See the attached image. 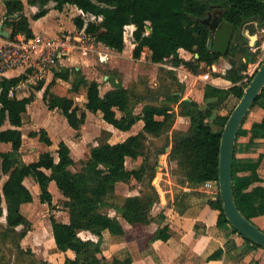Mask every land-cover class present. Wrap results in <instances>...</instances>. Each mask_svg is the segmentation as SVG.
I'll list each match as a JSON object with an SVG mask.
<instances>
[{
	"label": "trees",
	"instance_id": "obj_1",
	"mask_svg": "<svg viewBox=\"0 0 264 264\" xmlns=\"http://www.w3.org/2000/svg\"><path fill=\"white\" fill-rule=\"evenodd\" d=\"M52 0H29V4L41 6L34 19H40L48 12L45 7ZM55 8L62 11L66 5H72L84 14L100 19L98 22L86 21L83 16L73 18L77 29H84L91 34L96 42H100L117 52L126 48L125 31L129 25L135 26L133 39L136 47L134 58H139L147 47L152 52L154 63H171L188 67L193 73L200 72V63L212 66L221 57L227 58L232 64L224 76L235 85L229 89H221L211 84L205 86L204 101L219 102L220 105L232 97L238 101L244 93L246 84L238 85L243 79L242 72L247 69L244 57L250 59L252 53L245 46L248 38L255 39L258 29H264V0H54ZM3 27L9 30V39L17 35L34 38L29 18L25 15V5L22 0H7ZM219 6L223 18L235 25V33L231 47L226 55L213 53L208 49L210 30L202 20L206 19L213 8ZM257 25V26H256ZM147 27L151 31L148 32ZM247 33V35L245 34ZM180 50H185L198 58L186 61L180 57ZM236 56H241L237 61ZM248 59V60H249ZM72 71L60 68L54 72V79L70 81ZM73 72L78 75L79 72ZM23 76L4 78L3 92L0 95V143H10L12 150L0 152V172L7 176L2 185L0 195V264H12L7 249H15L24 253L22 240L33 230V224L28 219L24 209L34 200L31 190L25 185L26 178H32L40 189V201L54 207L53 195L49 190L51 182L65 197L64 206L69 212V222L64 223L50 216L53 237L57 248L62 252L69 250L76 255L75 259L66 258L64 264H132L129 257L125 260L115 258L108 262L102 251V239L105 232L119 236L125 234L122 220L132 226H147L157 219L151 212L160 201L157 188L153 185L155 165L151 164L148 155V141L159 138L172 130L177 116H186L191 120L188 131L174 130L171 138L170 162L177 165L179 174L177 183L180 186L202 189L207 182L218 184L219 152L224 127L229 114H213L209 108H203L197 102L182 100L183 89L168 92L164 101L174 106L150 103L148 98L152 90L138 94L123 87L122 82L110 78L113 89L101 95L100 84L90 83L87 91L86 108L92 113L100 112L106 123L118 130L129 131L138 121L144 122L143 130L137 135L120 143L111 144L108 139L91 149L88 160L83 163L80 171L73 172L74 165L68 146L61 142L57 150L58 160L52 153H43L37 162L24 163L20 159V149L23 144L22 115L32 103L33 95L25 98L10 97L9 90L17 86ZM44 82H41L40 89ZM86 79L81 76L73 82V91L78 92ZM45 100H48L47 94ZM181 94V95H178ZM50 109L58 108L66 118L70 127L79 130L85 122V113L79 116L80 108L72 98L51 95L47 101ZM139 104H144L141 114H136ZM264 109V89L254 106ZM178 107V110L175 109ZM253 106V107H254ZM221 108V107H220ZM219 108V109H220ZM116 110L122 113L117 117ZM243 126L239 136L247 135L255 139H264V119L255 122L250 129ZM6 124L10 127L2 129ZM31 137L51 146L52 141L45 130L31 132ZM164 153V152H162ZM143 158L139 169L128 170V158ZM239 162L233 159V188L239 210L252 221L253 218L264 215V179L258 174L261 163ZM135 179L142 185L139 195L123 198L120 203H114L116 187L119 183H130ZM1 180V175H0ZM4 203L7 210L6 224L1 222L4 215ZM212 209L218 211V224H230L227 220L218 192L215 200L209 201ZM111 208L116 215L111 216L105 208ZM159 221L165 216L159 215ZM231 225V224H230ZM21 228V229H18ZM234 229V228H233ZM89 231L98 237V241L83 239L80 232ZM248 243L262 250L259 260L250 264H264V248L252 242L237 230ZM171 237L169 227L164 225L149 238V242H167ZM223 250L219 249L209 256L208 260L220 259ZM44 264H49L44 262Z\"/></svg>",
	"mask_w": 264,
	"mask_h": 264
},
{
	"label": "crops",
	"instance_id": "obj_2",
	"mask_svg": "<svg viewBox=\"0 0 264 264\" xmlns=\"http://www.w3.org/2000/svg\"><path fill=\"white\" fill-rule=\"evenodd\" d=\"M6 1L7 0H0V44L2 39L5 38L2 35V32H9L8 29L3 27V20L6 13ZM22 1L25 5V15L29 18L31 23L34 38L46 39L76 32L79 29H77L73 24V18L75 16H83L84 18L86 16H91L92 18L94 17L89 14H84L81 10L75 6L73 7L72 5H68L67 7L73 9V14L72 16L67 17L69 14V12H67V7H64L62 11L57 10L55 8L56 2L54 5H52V1H50L45 7V9L48 10L47 14L36 20L34 19V16L40 11L41 6L39 4H29V0ZM50 18H52L50 21L52 26H47L45 23L49 21ZM53 24L56 26L53 27ZM126 28L129 32V38L132 40L130 47L128 49L126 47L123 52L112 50L113 55L111 60L107 63L108 65L106 66L105 72L102 70L104 69L102 66L105 65L99 63L96 52L88 50L84 53L83 51L78 50L71 53L70 55L62 57L57 66V70L60 68H65L72 71L70 81H65L60 78H56L53 81L54 74L51 80H49L50 75H48L46 77L49 80L47 85L42 86L40 89L37 88L38 92L36 94L33 93L34 95L30 94L25 96L29 97L33 95L34 99L32 103L28 105L27 112L22 115L23 126L21 131L23 133V144L20 149V159L24 163L29 164L37 162L40 156L46 152L52 153V151H56L57 153L59 144L61 142L65 143L70 149L71 156L74 160V165L78 160L73 155V147L76 146V149L82 150L84 155L89 154L90 157L91 149L99 145H96L95 143L91 145L92 141H90L89 138V131L91 132L95 128V119H99L101 121L102 127H104V129L109 132V136H107L106 139H108V142L111 144L123 142L127 138L137 135L143 130L144 122L142 120L138 121L131 130L121 131L106 123L103 119L102 113H92L87 110V91L90 83L93 81H97L100 84L101 95H104L109 90L113 89L110 78H115L116 82L121 81L123 87L129 89V83L137 80L139 75H149L152 79L151 82L155 87H157L160 84L158 80V70L160 67H167L169 71L177 73L176 76L179 78V81L183 83L182 86H184V88L186 86L187 90L190 92L195 90V94H193L195 96L185 99L182 98V100H188V102L195 101L204 109L209 108L213 114H221L219 110H221L224 105H220L219 102L215 101L205 102L204 92L205 86L207 84H211L221 89H229L235 85L232 81L224 77L228 70L232 68V64L227 58L221 57L212 66H207L205 63H200V72L197 74L193 73L188 67L174 66L170 60L166 61L165 63H154L152 61V52L147 47L144 48L139 58H134L133 54L136 44L134 43L133 32L135 30V26L129 25ZM180 57L186 61H193L194 58H198L196 55L193 56L185 50H180ZM248 59L249 58L247 57L243 58V61L248 65L247 69L242 72L243 79L238 83V85L245 84L246 79L253 70V66L257 65V63L254 61L253 55L250 56L249 60ZM167 62L170 64L166 65ZM193 62L196 64L195 61ZM73 70H75L77 73L79 72V74L76 75ZM17 74V72H9L7 75L9 78L20 77ZM81 76L86 79V83L80 86L78 92H74L73 82L75 80L77 81ZM100 78H103L105 81L104 86L101 85ZM199 80L203 82V88L200 90L195 89V86H197V81ZM46 92H49L47 94L48 100L50 99L51 95L72 98L76 105L80 108L79 116L85 113V122L79 130H75L69 126L72 129L70 131L69 137L71 138V136H75L74 140L71 139L72 143H70L69 140H67V142L65 140H58V146H56L55 140H53L51 137V129H49L51 127H41V125L36 124V120L32 115V108L36 105L35 102L37 101L40 103V107L47 109L46 111L52 121L56 120L64 124V119L66 120L60 109H50L48 107V100H45ZM40 95H42V98ZM164 99L165 98L163 97L162 100H159L160 102H167L164 101ZM79 101L81 102L79 103ZM175 109L178 110V107H175ZM141 112L136 111V114H141ZM116 113L117 117H121L122 113L120 111L116 110ZM24 116H28L27 121L24 119ZM263 119L264 109L256 105L250 110L248 116L246 117L244 128L250 129L253 123L261 122ZM27 122H29L28 127H30L28 134L25 133ZM181 123H184V126H179ZM9 127L10 126L6 124L2 129ZM190 127L191 120L189 117L177 116L171 131L174 129L183 131L182 129H184V132H186L190 129ZM41 130H45L48 133V136L52 141L51 146L41 142L39 137L30 136L31 132H39ZM25 137L28 138L31 143H29L28 146L25 145ZM113 138H120V140L114 141ZM171 138L172 136H170V140ZM166 148L167 152L170 153L171 147ZM11 150L12 146L10 143H0V152H9ZM24 152H28L29 155L37 154V156H31L29 157V160V158L23 154ZM76 152L79 153V151ZM234 155L239 162H253L262 158L258 169V174L262 179H264V139H255L247 135L239 136L236 142ZM129 162L131 163V167H128ZM141 165V157L138 159L128 158L126 160V168L128 170L139 169ZM0 175V184L2 190V185L7 180V176L3 175L1 172ZM24 183L31 190L34 197V200L29 207H33L35 209L44 208L46 211L49 205L40 201V189L35 180L32 178H26ZM124 184L128 185L129 183ZM178 187L179 190L173 194V192L167 189H162L160 186V201L154 206L151 212V214L156 217V222H153L147 226L136 227L122 220L125 228L124 235L114 236L110 235L108 232L104 233L101 247L103 255L106 257L108 262L111 263L115 258L125 260L130 257L132 259V264H250L252 261L259 260L262 257V250L257 249L252 244L248 243L240 234L234 231L232 225L218 224L220 213L212 209V207L209 205V201L215 200L217 198V190H209L205 186L198 190H193L192 188L183 187L180 185H178ZM56 188V183L54 181L51 182L49 190L51 191L52 195L54 193V189ZM140 188L141 186H139L138 189L128 188L127 193L124 194V198L139 195L141 191ZM33 190L36 192L37 196H35ZM135 190L136 192H134ZM3 206L4 215L2 219H4L5 222H3L2 219L1 221L3 224H6L7 210L6 206ZM113 213H115V211ZM34 214L35 212L30 213L29 215L27 214V216L30 222L33 224V228H37L38 221L35 220L36 217ZM161 214L165 216V219L160 222L159 215ZM114 215H116V213ZM55 217L58 220V216ZM252 221L264 231V215L255 217L252 219ZM60 222L68 223L69 214L63 221ZM35 224L37 225L35 226ZM164 225L169 227V232L171 234L170 239L167 242L160 240L149 242V238L158 230L159 227ZM47 228L49 229L48 231H50V239L53 243V248L50 249V252L54 253V255H56L58 258L55 262H53V260H50V262H53L52 264H64L66 258L75 259L76 255L73 251L69 250L67 252H62L57 248L51 225L47 226ZM31 234H33V231H30L23 239L22 246L29 243L28 241ZM80 236L83 239H92L94 241H98V237L94 236L89 231L80 232ZM31 246L36 251L34 246ZM219 249L223 250L222 257L217 260H208L209 256L214 254Z\"/></svg>",
	"mask_w": 264,
	"mask_h": 264
},
{
	"label": "rangeland",
	"instance_id": "obj_3",
	"mask_svg": "<svg viewBox=\"0 0 264 264\" xmlns=\"http://www.w3.org/2000/svg\"><path fill=\"white\" fill-rule=\"evenodd\" d=\"M52 5L55 4V1L52 0ZM68 5H66L65 7H67ZM74 7V6H73ZM73 9H71L70 7H67V12H69L67 17L72 16L73 14ZM76 17V16H75ZM86 21H94V22H98L99 20L96 19L95 17H85ZM52 20V18L49 19V21H47L45 24L51 25L50 21ZM56 25L53 24V27H55ZM257 26V25H256ZM246 34V32H245ZM255 35V39L254 38H248V40H246L245 42V46L249 47V52L252 53V55L254 56V61L258 64V66L261 64V60H264V29H258ZM125 39H126V47L127 49L130 47V44L132 42V40L129 38V32L128 29L126 28L125 31ZM128 39V40H127ZM241 58V56H236L237 61H239ZM170 63L167 62L166 65H169ZM108 64H106L105 66H102L104 69H102L104 72L106 70V66ZM57 70V67L53 70V73L50 75V79L53 77L54 72ZM12 73L14 71H11ZM10 72V73H11ZM103 72V73H104ZM175 74V75H174ZM177 73H173L172 71H169L167 69V67H160V69L158 70V80L160 82L159 86L155 87L153 85V83L151 82V78L149 75H139L137 80H134L132 82L129 83V89L138 93V94H145V92L152 90L154 93L157 94H152L151 93V97L148 98L150 103H158L159 99H163V97L165 96V94L168 92V89H171L172 91H175L177 89H179L180 86H182L183 83H181L179 81V78L176 76ZM24 77V76H23ZM118 77V76H117ZM25 79V77L23 78ZM120 79V78H119ZM47 78H43L40 81H31L28 82L26 84V86H24L21 89V94L20 97H25L26 95H30L33 93H37V87L40 86L41 82L43 83V86L47 85L48 81ZM100 83L102 86H104L105 81L103 80V78H100ZM203 82L202 81H197V86H195V89H202ZM185 85V83H184ZM183 89V93H182V98H190L193 97L195 95V90L193 92H190L189 90H187V87L182 86ZM34 95V94H33ZM181 95V94H180ZM42 95H40L41 97ZM81 97V96H80ZM42 98V97H41ZM81 99V98H79ZM81 101H79L80 103ZM238 103V100L234 97H232L231 99H229L225 105L223 106V108L221 110H219L221 112L222 115H227L229 114V112L234 108V106ZM35 106L32 108V115L34 117V119L36 120V124L41 125V127H47L50 126L51 128V137L53 138V140H55V145L58 146L57 141L58 140H65L67 142V140L71 142V139L74 140V137L71 136V138L69 137L70 135V131L72 130L69 125L67 124V121L64 119V124H62L59 121L53 120L49 117L48 113H47V109H44L42 107H40V103L37 101L35 102ZM43 105V104H41ZM144 104L142 105H138L137 106V112H141L142 111V107ZM171 106V105H170ZM176 107V106H175ZM24 119L27 121L28 120V116H24ZM29 122H27L26 124V129H25V133L28 134L29 132V128L28 127ZM94 130L93 131H89L90 133V141L91 145L92 144H100L102 141H104L107 136H109V132H107L104 127H102L101 121L99 119H95L94 121ZM179 126H184V123H181ZM248 126V124H247ZM174 130H179V129H174ZM173 130V131H174ZM183 131H185L184 129H182ZM173 131H169L168 133L164 134L163 136L159 137V138H150L148 141V155L150 158V162L151 164L155 165V177L153 179V185L157 188L158 193L160 194V186L162 187V189H167L171 192L176 193L177 190H179L178 187V183H177V179L179 178V174L176 173V168L177 165L175 162H170L168 160V152H167V148L166 147H171V145L168 146V144L171 142L170 140V136H172ZM114 141H118L120 140V138H113ZM25 145L28 146L30 141L28 138L25 137L24 139ZM31 144V143H30ZM28 149V148H27ZM76 151H79V153H77ZM73 155L75 156V158H77V163L73 166L70 167V169L73 172H77L80 171L81 168L83 167V163L88 160L89 154L88 155H84V152L82 150H78L76 149V146L73 147ZM164 152V153H162ZM52 153L54 154V157L56 160H58V154L56 153V151H52ZM23 154H25L27 156V158L31 157V156H37V154L34 155H29L28 152H24ZM30 160V158H29ZM142 163H143V158H142ZM135 166V165H133ZM128 167H131V163H128ZM142 185L140 183H138L135 179H132L130 181V183L124 184V183H120L117 185L116 187V191H115V195L113 197V202L114 203H120L122 201V199L124 198V194L127 193L128 188L131 189H138V187ZM140 188V189H141ZM1 184H0V195H1ZM136 192V190L134 191ZM219 192V191H217ZM33 193L35 194V196H37L36 192ZM163 194V193H162ZM65 198L63 197L61 191H59L57 188L54 189V193H53V204L54 207H49L48 209H46V211L44 210V208H33V207H29L27 206L24 211L25 213H27L28 215L30 213H34V216L36 217L35 220L38 221V227H34L33 228V234H31L30 238H29V243L27 245L22 246V242H21V246L22 248L25 250L24 253L19 252L15 249H7L8 251V255L9 258H11V262L12 264H44V262H48L49 264H52L53 262H55L58 258L56 255H54V253L50 252V249L53 248V243L50 239V231H48L49 229L47 228V226L51 225L50 223V216H58V220L59 221H63L66 216H68L69 212L68 210L65 208L64 206V202H65ZM5 205V203H4ZM105 212H108L109 214H111L112 216L115 214L113 213L114 211L111 208H105L104 209ZM34 220V221H35ZM3 222H5L4 219H2ZM1 221V222H2ZM36 223V222H35ZM37 224H35L36 226ZM35 231V233H34ZM23 241V240H22ZM34 246V248L36 249V251L32 248V246ZM55 248V247H54ZM54 250V249H53ZM50 260H53V262H50Z\"/></svg>",
	"mask_w": 264,
	"mask_h": 264
},
{
	"label": "water",
	"instance_id": "obj_4",
	"mask_svg": "<svg viewBox=\"0 0 264 264\" xmlns=\"http://www.w3.org/2000/svg\"><path fill=\"white\" fill-rule=\"evenodd\" d=\"M202 22L210 30L208 49L213 53L226 55L233 41L235 25L227 22L223 18V12L221 11L216 17L214 24H209L208 19H204ZM147 30L150 32V27H147ZM2 35L8 38L9 32H2ZM196 56L198 57V54ZM263 89L264 60L244 88L243 96L234 106L222 132L219 152L218 191L224 214L232 227L255 244L264 248V231L253 221L247 219L239 210L233 188V159L238 135L244 120L262 94ZM162 104L173 106V103L169 101L162 102Z\"/></svg>",
	"mask_w": 264,
	"mask_h": 264
},
{
	"label": "built area",
	"instance_id": "obj_5",
	"mask_svg": "<svg viewBox=\"0 0 264 264\" xmlns=\"http://www.w3.org/2000/svg\"><path fill=\"white\" fill-rule=\"evenodd\" d=\"M81 50L84 53L92 50L97 53L99 63L106 65L112 57V50L88 34L84 29L52 38H31L17 35L14 39L3 38L0 44V95L3 92L2 82L9 78L8 73L17 72L18 76H24L17 86L9 90L10 97L20 98L21 89L28 82L40 81L53 73L62 57ZM263 59L260 61L262 62ZM258 64L245 81L249 82L258 69ZM205 187L218 191V184L207 182Z\"/></svg>",
	"mask_w": 264,
	"mask_h": 264
},
{
	"label": "flooded vegetation",
	"instance_id": "obj_6",
	"mask_svg": "<svg viewBox=\"0 0 264 264\" xmlns=\"http://www.w3.org/2000/svg\"><path fill=\"white\" fill-rule=\"evenodd\" d=\"M220 11L221 9L219 8V6L213 8V12L209 13L208 17L206 18L208 19L209 24L215 23L216 17L218 16Z\"/></svg>",
	"mask_w": 264,
	"mask_h": 264
}]
</instances>
